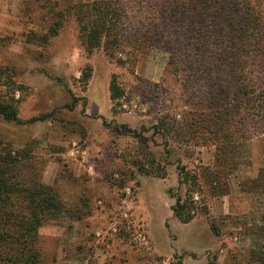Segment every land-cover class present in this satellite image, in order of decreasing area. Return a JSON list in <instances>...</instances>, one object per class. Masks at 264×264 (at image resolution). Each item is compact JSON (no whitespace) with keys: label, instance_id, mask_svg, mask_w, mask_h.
I'll list each match as a JSON object with an SVG mask.
<instances>
[{"label":"rangeland","instance_id":"obj_1","mask_svg":"<svg viewBox=\"0 0 264 264\" xmlns=\"http://www.w3.org/2000/svg\"><path fill=\"white\" fill-rule=\"evenodd\" d=\"M94 1L0 0V99L17 100L22 122L0 117V147L64 205L39 228L43 262L264 264V0H250L263 24L235 62L206 47L192 55L188 35L179 55L168 51L149 28L154 0H108L125 8V38L113 56L88 53L73 11ZM234 84L232 101L220 86ZM181 167L200 174L204 209L188 223L170 210L185 193Z\"/></svg>","mask_w":264,"mask_h":264},{"label":"trees","instance_id":"obj_2","mask_svg":"<svg viewBox=\"0 0 264 264\" xmlns=\"http://www.w3.org/2000/svg\"><path fill=\"white\" fill-rule=\"evenodd\" d=\"M146 1L142 2L147 4ZM154 1L155 3L147 5L148 12L152 14L149 23L154 26V29L149 27L152 29L151 33L158 42L167 43L164 45L168 51L178 55L182 52L180 47L184 42V35H188V41L192 45V55H196L197 52H194L196 49L201 54L202 48L206 47L207 52L212 49L218 52V58L226 57L230 53L235 62L240 60L241 49H244L246 44L250 46V42L253 41L247 33L259 30L263 24L259 14L262 10L261 4L250 3V0ZM124 10L123 6L120 7L108 0H96L74 7L80 42L88 53L103 46L104 50L113 56L112 53L125 38L122 34ZM167 16L173 20V27L168 29L166 26H161V30H158L159 23ZM205 62L196 60L200 67L196 71L202 72L205 77L212 78L214 74L217 76V73L211 67H207ZM235 64L233 78L244 71V67L239 62ZM237 68H241L239 73L236 71ZM8 70L0 68V79L7 78ZM230 71L223 67L218 76L224 85L225 80L221 75L223 73L228 75ZM7 83L11 85L12 92L20 87L11 79L4 85ZM14 85L16 88L13 87ZM220 87V91H224V95L231 97L232 101L234 93H240L243 89L240 84ZM112 89L113 84L111 91ZM111 98L115 99L113 93ZM219 99L222 106V98ZM0 117L5 122L22 123L18 117L17 100L12 96L0 99ZM196 117L197 114L192 112L191 118L196 119ZM36 120L40 119L30 121ZM1 145L3 144L0 142ZM22 158L23 155L19 152L0 147V264H45L37 246L38 231L45 221L59 218L64 205L51 185L41 182L36 176L29 177L24 174ZM199 178L200 174L196 171L179 168L178 182L185 186V193L174 196L175 201L170 210L182 223L190 222L195 214L204 209L200 200L196 203L193 199V193L200 191ZM170 264L184 263L180 257L174 256Z\"/></svg>","mask_w":264,"mask_h":264},{"label":"crops","instance_id":"obj_3","mask_svg":"<svg viewBox=\"0 0 264 264\" xmlns=\"http://www.w3.org/2000/svg\"><path fill=\"white\" fill-rule=\"evenodd\" d=\"M97 264H99V262H98ZM102 264H103V263H102Z\"/></svg>","mask_w":264,"mask_h":264}]
</instances>
